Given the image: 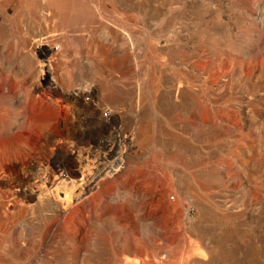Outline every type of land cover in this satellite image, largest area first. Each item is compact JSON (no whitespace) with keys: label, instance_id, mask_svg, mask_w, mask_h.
Instances as JSON below:
<instances>
[{"label":"rangeland","instance_id":"374dc122","mask_svg":"<svg viewBox=\"0 0 264 264\" xmlns=\"http://www.w3.org/2000/svg\"><path fill=\"white\" fill-rule=\"evenodd\" d=\"M254 69L264 0H0V264H264Z\"/></svg>","mask_w":264,"mask_h":264},{"label":"built area","instance_id":"2783aa9c","mask_svg":"<svg viewBox=\"0 0 264 264\" xmlns=\"http://www.w3.org/2000/svg\"><path fill=\"white\" fill-rule=\"evenodd\" d=\"M260 70L261 69H254L251 75L248 76L247 89L245 94L241 97L238 96L237 93L240 87V84H237V77L234 79L232 77H221L217 79L222 86H225L227 82L232 83V89H230V87L227 89V93L231 97L230 102L225 104V106H228L229 109L239 114L240 119H242L241 124L245 127V132L248 134L249 138L247 139V145L245 147H240L238 144L235 145L236 143L231 141V151L236 154V157L242 155V158L247 160V165H251L249 162H251V158L255 151H264V133L259 134L257 138L251 137L250 135L251 129L259 132L261 128H264V73H260ZM210 85L215 87L208 91L207 98L212 105H220L221 103L217 97L221 94L223 87L214 81ZM107 111L108 109H106V112ZM220 140L222 141L224 139L220 138ZM261 143H263V145ZM261 146H263V148H261ZM185 213L187 216L193 215L194 209L188 205Z\"/></svg>","mask_w":264,"mask_h":264},{"label":"bare ground","instance_id":"6f19581e","mask_svg":"<svg viewBox=\"0 0 264 264\" xmlns=\"http://www.w3.org/2000/svg\"><path fill=\"white\" fill-rule=\"evenodd\" d=\"M70 97L71 98H73L74 99V103H77V102H79L80 100H81V97H82V93L81 94H77V93H75V92H71L70 94ZM69 106V105H68ZM96 107H93L92 108V111H91V115H95V117H96ZM111 117H112V114H108V116L107 117H98L97 118V121H96V123L99 125V126H104V125H106L109 121H110V119H111ZM101 133V132H100ZM122 157H123V152L122 151H119L118 152V154H117V159H119L120 161L122 160ZM13 158V157H12ZM10 164L11 165H13L12 167H14L15 166V164H16V162L15 161H12L11 160V162H10ZM10 165V166H11ZM111 168H112V166H111ZM110 169V168H109ZM105 172H107L106 171V169H102L101 171H100V174H104ZM85 174V173H84ZM99 174V173H98ZM99 174V175H100ZM98 175V176H99ZM95 178H91V180H87L86 181V186H84L85 188H88L89 186H90V184H91V182L94 180ZM83 187V186H82ZM83 187V188H84ZM42 189V188H41ZM82 189V188H81ZM81 191V190H80ZM79 191V192H80ZM22 192H24V195L30 200V201H35L36 203H45V202H47V203H50L51 201H52V196L50 197V196H48V195H46V193H44L42 190H32V189H30V188H28V187H26L25 189H24V191L22 190ZM79 194V193H78ZM73 196H74V194H73ZM61 200H63V199H61ZM67 201H69L70 200V198H67L66 199ZM65 202V201H64ZM63 202V203H64ZM54 203V202H53ZM57 203V202H56ZM62 201H60L58 204H59V206H61V207H63L62 206ZM64 205V204H63Z\"/></svg>","mask_w":264,"mask_h":264}]
</instances>
